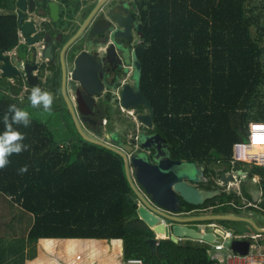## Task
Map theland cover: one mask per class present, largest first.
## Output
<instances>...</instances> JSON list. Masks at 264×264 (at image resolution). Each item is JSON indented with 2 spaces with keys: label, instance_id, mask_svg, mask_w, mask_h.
Masks as SVG:
<instances>
[{
  "label": "trees",
  "instance_id": "trees-1",
  "mask_svg": "<svg viewBox=\"0 0 264 264\" xmlns=\"http://www.w3.org/2000/svg\"><path fill=\"white\" fill-rule=\"evenodd\" d=\"M16 6L17 0H0V57L20 42ZM133 6L142 24L135 47L139 81L155 111L147 134L160 135L172 159L202 167L209 178L202 188L213 190V176L232 169L235 145L248 143L250 121L264 120L259 102L264 43L252 33L257 13L246 11L245 0H135ZM21 90L22 82L14 85L0 73V132L11 104L27 110L31 119L29 127L14 126L29 149L10 156L0 169V225L15 226L22 218V233L28 230L32 245L40 238H120L125 260L212 263L208 247L196 240L164 238L152 252L149 239L156 233L139 216L141 202L127 178L124 157L85 139L67 105H53L61 112V128H54L34 112L40 107L22 99ZM104 105L112 119L115 106ZM136 108L145 112L141 105ZM254 108L256 115L251 114ZM94 131L103 134L99 128ZM25 165L27 173L20 174ZM254 175L260 176L264 197V168L252 166L249 176ZM216 192L213 205L223 211L214 214L237 215L241 197ZM243 194L251 197L246 190ZM202 207L184 202L180 212Z\"/></svg>",
  "mask_w": 264,
  "mask_h": 264
},
{
  "label": "flooded vegetation",
  "instance_id": "flooded-vegetation-1",
  "mask_svg": "<svg viewBox=\"0 0 264 264\" xmlns=\"http://www.w3.org/2000/svg\"><path fill=\"white\" fill-rule=\"evenodd\" d=\"M107 1L111 4L104 6ZM133 1L135 0H22L20 6L17 0V6L15 7L17 18L19 11H22V21L25 23L32 21L34 31L29 35L22 32V39H20L19 44L13 50L4 54L18 70L15 78H7L6 80L17 86H20L22 82V99H29L31 93L29 90H32L34 86L50 91L55 99H76V92L73 91V85L70 82L74 66L72 51L76 45H79L81 49H89L92 57H94L92 60L94 63L89 62L87 68L90 71L94 70L95 67H102V73L99 76L104 88L101 95L96 97L97 100L92 111L89 110V104L85 103L84 107L87 112L80 111L77 108L76 112L83 128H86V125L92 129L99 128V124L103 123V119H107L104 104L109 103L115 106L116 110L118 104L115 100L121 99L124 85L127 83L132 84L136 80L133 78L130 81V77L136 69L135 47L140 42L139 40L137 44H134V32L138 31L140 36L139 25L142 24L134 14ZM54 4L58 5V18L56 19L52 16L50 8V5ZM94 22L99 23L97 29L101 32L92 33L91 27ZM82 28H84L82 32L72 40ZM126 28L129 29L130 34L124 33ZM117 32L119 36L115 39L114 33ZM50 42L52 45L51 53L49 52L43 57L44 49L47 43ZM28 73L31 74L32 83L28 81ZM28 91L29 94H27ZM143 113H146V111ZM133 125L132 127H134ZM112 134L113 137H116L113 143L120 144L124 142L123 132L113 131ZM142 134H146L147 137L157 134L140 132L136 142L138 145L136 153L145 154L148 160L153 161L158 144L163 145V147L165 145L162 141L152 140L150 147H143ZM132 141H135V139L133 138ZM175 168L180 170L178 165H175ZM233 171L234 166L230 171L223 174L232 173L235 180L240 169H237V175ZM217 176L218 187L214 188L213 191L221 189V183L226 185L234 181H228L225 184L221 179L222 174ZM205 180H207V177L203 172L200 183ZM198 187L205 189L201 186ZM241 187L242 194L245 190L248 192L246 183L242 182ZM259 200L260 202L263 200V193H261ZM215 201H217L216 197L206 200L201 205L205 207L212 205ZM192 211L180 212L177 216L187 217L186 215ZM239 224L241 223L239 222Z\"/></svg>",
  "mask_w": 264,
  "mask_h": 264
},
{
  "label": "water",
  "instance_id": "water-1",
  "mask_svg": "<svg viewBox=\"0 0 264 264\" xmlns=\"http://www.w3.org/2000/svg\"><path fill=\"white\" fill-rule=\"evenodd\" d=\"M18 4L22 5V0H18ZM51 14L56 19L58 18V5H50ZM18 28L19 31L29 35L34 31V25L32 21L23 22L22 11H19L18 15ZM99 23L94 22L92 25V33H99L97 29ZM142 25H139V31L141 34ZM75 35L74 40L83 30ZM124 33L128 34L129 29L126 28ZM130 34V33H129ZM118 32L114 33V38H118ZM51 42L47 43L44 49L43 57L46 54L51 53ZM74 58V66L72 68L73 74L71 77V84L73 85V91L76 92V99H66L69 110L73 116L74 122L79 133L87 140L104 145L117 153L121 154L125 159V167L127 178L132 188L138 193L141 200L139 205V216L155 231L156 234H165L167 237L174 241H179V238L185 239H203L208 242H212L215 239V234L212 232L203 233L192 226L189 222L199 220H228L235 222L232 227L238 231L250 230L249 225L239 224L240 221H247L258 232H264V229L257 226L251 219L240 217L230 214H213L204 216H191V217H178L180 214L181 206L184 202L201 205L206 200L214 198L218 192L213 190L201 189L193 184H190L184 175L189 176V171L183 168L177 170L175 165H182V160H174L168 155L166 148L160 147V144L156 147V153L153 156V161L148 160L147 156L142 153H136V147L134 144L122 142L117 145H112L96 138L90 137L84 130L82 122L80 121L76 108L85 112L84 104H89V110H93V105L96 102V97L101 95L104 88L100 73H102V67H95L94 70H88L87 66L89 62L93 60L92 53L89 49H81L79 45H76L72 51ZM86 58V59H84ZM88 58V59H87ZM2 65L0 66V72L2 77L15 78L17 75V68L13 66L9 58L6 55L0 57ZM88 60V61H87ZM93 62V61H92ZM94 63V62H93ZM92 63V64H93ZM136 69L140 71L141 63L135 61ZM34 77V75H32ZM28 81L31 82V74L28 73ZM121 105L127 108H135L141 105L146 108V113L139 114L138 119L149 128L154 125V107L150 101L145 97L142 92L139 79H136L132 84H125L120 99ZM78 107H77V105ZM87 112V111H86ZM153 141H162L160 135H153L147 137L142 142L143 147H150ZM237 147H235V155ZM132 168L135 169L134 175L132 174ZM242 171H239L240 175ZM184 174V175H183ZM203 174V168H199L197 173V180L201 179ZM198 175L200 177H198ZM221 179L224 183L234 180L232 173L222 174ZM198 180V181H199ZM162 217L169 222L166 225L162 221ZM219 233L223 231L218 229ZM156 238L149 239V243L152 252L156 249ZM227 244H231V247L243 254H246L249 250V240H234L233 242L227 241Z\"/></svg>",
  "mask_w": 264,
  "mask_h": 264
},
{
  "label": "rangeland",
  "instance_id": "rangeland-1",
  "mask_svg": "<svg viewBox=\"0 0 264 264\" xmlns=\"http://www.w3.org/2000/svg\"><path fill=\"white\" fill-rule=\"evenodd\" d=\"M111 1V0H110ZM114 1H118V0H114ZM109 1H107L104 6H109L111 3H108ZM97 6V5H96ZM95 6V7H96ZM245 7H246V11L250 12V14H255L256 15V22L252 27V33L253 36L256 38V40H261L264 43V0H245ZM80 18H82L80 16ZM19 31V30H18ZM134 44H137V42L140 40V36L138 35V31L134 32ZM19 36L20 39H22V34L19 31ZM6 54V53H5ZM137 60V59H135ZM264 61V58H263ZM264 63V62H263ZM1 73V72H0ZM140 76V71L138 69H135L133 71L132 76L130 77V81H132L133 78L135 79H139ZM5 79H7L8 77H4ZM9 79V78H8ZM122 81H124V79H122ZM31 91V90H29ZM29 91L27 94H29ZM260 99L259 102L262 103V107H264V84L260 87ZM22 96V93H21ZM119 106V110L116 108L115 112L112 114V119H103V123L99 124L100 127L99 129L103 132L102 135L98 134L97 132L94 131V129H92L91 127L86 125V128H84L85 132L93 138H96L98 140H101L103 142L112 144V145H117L114 142V140L116 139V137H113L114 135L112 134V132L110 131V128L113 129V131L116 132H123V141L127 142V143H131L135 145L137 142V138H138V134L140 132H147V130L145 129V126L143 123H141V121L138 119V109L135 108H127V107H123L121 105L120 99H116L115 100ZM57 103L62 104V106H66L68 107V104L66 102V99H57L56 103H55V99L53 102V105H57ZM52 105V109L51 112H44L42 106L39 109H34L35 113H39V116L45 120V121H50L51 124L53 125L54 128H61L60 125V120L59 117L61 116V112H59L58 109H55L54 106ZM122 106V108H121ZM69 109V107H68ZM144 109V107H143ZM142 109V110H143ZM146 111V108L144 109ZM70 111V110H69ZM258 112V108H254L251 110V114L252 115H256V113ZM72 115V114H71ZM73 118V116H72ZM134 124V125H133ZM132 125L134 127H132ZM85 127V126H84ZM136 130V132H135ZM147 136L146 134H142V139H145ZM115 138V139H114ZM135 139V141H132V139ZM138 147V145H137ZM163 148V145L160 146ZM165 148V146H164ZM238 150V149H237ZM246 150V152H244V154L242 155L243 158H245L247 156V148H244V151ZM234 156H236V158H240L242 159V157H240L239 152H236L235 155V148H234V155H233V159ZM242 160H237L234 159V162L231 161L232 166H234V173H236L237 175V169L240 168L242 173L240 175H238L235 180L231 183L229 182L228 184L224 185V184H220V190L221 191H226V192H235L238 196L241 197V205H239L236 214L237 216L240 217H245V218H249L251 219L257 226H264V205L260 202V198H261V186H260V176L259 175H254L252 178H250L249 176V169L251 168L252 164H246L245 162L240 163ZM212 165H214V163H212ZM179 169H184L186 171H189V176L188 175H184V178L190 183L193 184L195 186H207L209 185V178H207V180H205L203 183H200L197 178L196 175L197 173H199V169L198 166H194L193 163H184L182 165H178ZM134 171L135 169L132 168V174L134 175ZM198 177H200L198 175ZM215 183L212 184V186L215 188L217 186V182H218V176H213ZM244 182L246 183V187H248V192L251 195V197L246 196L245 194L241 193V183ZM135 191V190H134ZM136 192V191H135ZM137 196L138 193L136 192ZM139 198V196H138ZM140 200V198H139ZM141 202V200H140ZM217 202V201H216ZM250 203H252L251 205H249ZM7 207V206H5ZM223 209H217L216 210V206L215 205H207L203 208H199V209H195L194 211H192L190 214H187V217H191V216H204V215H212L215 212H222ZM232 215H235V213H230ZM219 223H221L225 228L231 227L234 223L232 221H223V220H217ZM209 222V220H205V221H191L189 222L192 226H196L195 228L200 230V227H198V223H206ZM241 224L243 225H249L250 226V230L253 231H257L253 226L250 225V223H248L247 221H240ZM258 232V231H257ZM263 233V237H262V243L261 245L264 246V232ZM194 240V239H191ZM223 238L222 236H218L216 237V240L213 241V243L211 242V244L214 243H219L222 242ZM205 246L208 247V249H211V245L210 244H204ZM111 248V247H110ZM113 256H115V260L117 262H119L120 264H123V256L120 254V252H113L112 253ZM109 256V255H108ZM125 260V259H124Z\"/></svg>",
  "mask_w": 264,
  "mask_h": 264
},
{
  "label": "crops",
  "instance_id": "crops-1",
  "mask_svg": "<svg viewBox=\"0 0 264 264\" xmlns=\"http://www.w3.org/2000/svg\"><path fill=\"white\" fill-rule=\"evenodd\" d=\"M17 222L15 226L0 225V249H5L3 257L0 255V264H120L112 253L118 251L123 256L120 238H40L34 245L28 244V230L22 233V218ZM259 227L264 229V226ZM23 236L26 243L22 247Z\"/></svg>",
  "mask_w": 264,
  "mask_h": 264
},
{
  "label": "built area",
  "instance_id": "built-area-1",
  "mask_svg": "<svg viewBox=\"0 0 264 264\" xmlns=\"http://www.w3.org/2000/svg\"><path fill=\"white\" fill-rule=\"evenodd\" d=\"M122 108V106H121ZM248 143H239L235 147L240 149L241 147L247 148V156L245 158L234 159L242 160L245 163L252 164V166L257 165L264 168V120H252L248 125L247 131ZM255 147V149H254ZM234 162V160H233ZM251 166V167H252ZM162 221L168 225L169 222L165 218ZM201 232L208 233L212 232L215 234V239L218 236H222L223 240L219 243L211 244V242L205 241L203 239H194L202 244H210L211 249H208V254L212 260L211 264H264V246L261 245L263 233L248 230V231H238L232 226L225 228L217 220H209L206 223H198ZM221 229L223 232H217ZM169 238L165 234H156V246L160 244L161 239ZM191 240L180 237L179 241ZM234 240H249V250L246 254L234 250L231 244H227V241L233 242ZM213 243V241H212ZM130 259L143 260L144 264H147L145 260L141 257H130L125 260V264Z\"/></svg>",
  "mask_w": 264,
  "mask_h": 264
},
{
  "label": "clouds",
  "instance_id": "clouds-1",
  "mask_svg": "<svg viewBox=\"0 0 264 264\" xmlns=\"http://www.w3.org/2000/svg\"><path fill=\"white\" fill-rule=\"evenodd\" d=\"M54 99L55 97L50 91L43 90L39 86H34L29 95V101L33 108L42 106L44 112L49 113ZM3 123L4 131L0 132V169H4L10 163V156L29 149V145L23 143L26 139L25 135L14 126L29 127L31 123L30 114L16 104H11L3 116ZM27 171V165L19 169L20 174L27 173ZM127 264H144V262L143 260L130 259Z\"/></svg>",
  "mask_w": 264,
  "mask_h": 264
},
{
  "label": "bare ground",
  "instance_id": "bare-ground-1",
  "mask_svg": "<svg viewBox=\"0 0 264 264\" xmlns=\"http://www.w3.org/2000/svg\"><path fill=\"white\" fill-rule=\"evenodd\" d=\"M254 149H255V147H254ZM238 152H239V154H240V157H242L243 158V154H244V152H246V150L244 151V149L241 147L240 149H238L237 150ZM196 227V226H195Z\"/></svg>",
  "mask_w": 264,
  "mask_h": 264
}]
</instances>
